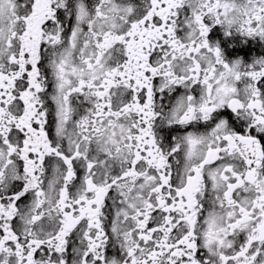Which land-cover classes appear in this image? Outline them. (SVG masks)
<instances>
[{
  "label": "snow or ice",
  "instance_id": "snow-or-ice-1",
  "mask_svg": "<svg viewBox=\"0 0 264 264\" xmlns=\"http://www.w3.org/2000/svg\"><path fill=\"white\" fill-rule=\"evenodd\" d=\"M0 264H264V0H0Z\"/></svg>",
  "mask_w": 264,
  "mask_h": 264
}]
</instances>
